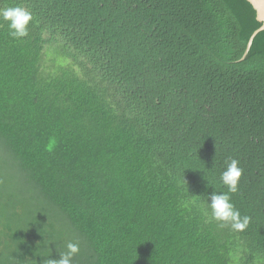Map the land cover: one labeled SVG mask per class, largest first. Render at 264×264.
<instances>
[{
    "label": "trees",
    "instance_id": "1",
    "mask_svg": "<svg viewBox=\"0 0 264 264\" xmlns=\"http://www.w3.org/2000/svg\"><path fill=\"white\" fill-rule=\"evenodd\" d=\"M248 0H0V264H264V30Z\"/></svg>",
    "mask_w": 264,
    "mask_h": 264
},
{
    "label": "water",
    "instance_id": "2",
    "mask_svg": "<svg viewBox=\"0 0 264 264\" xmlns=\"http://www.w3.org/2000/svg\"><path fill=\"white\" fill-rule=\"evenodd\" d=\"M248 1L253 5L254 9L256 10V18L259 22H261V26L257 30H255L251 35V37L249 38L245 54L249 50L253 38L256 36V34L264 30V0H248Z\"/></svg>",
    "mask_w": 264,
    "mask_h": 264
}]
</instances>
